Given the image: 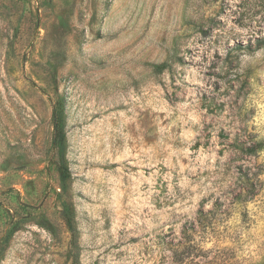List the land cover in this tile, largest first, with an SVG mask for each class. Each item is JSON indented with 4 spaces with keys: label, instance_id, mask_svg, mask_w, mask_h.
Listing matches in <instances>:
<instances>
[{
    "label": "rangeland",
    "instance_id": "obj_1",
    "mask_svg": "<svg viewBox=\"0 0 264 264\" xmlns=\"http://www.w3.org/2000/svg\"><path fill=\"white\" fill-rule=\"evenodd\" d=\"M259 38L264 0H0V264H264Z\"/></svg>",
    "mask_w": 264,
    "mask_h": 264
},
{
    "label": "trees",
    "instance_id": "obj_2",
    "mask_svg": "<svg viewBox=\"0 0 264 264\" xmlns=\"http://www.w3.org/2000/svg\"><path fill=\"white\" fill-rule=\"evenodd\" d=\"M257 46L260 47L264 44V38L256 39ZM166 64H155L152 65V70L154 73L159 74L165 70ZM53 115V145L56 149V156L58 162V177H59V186L61 190L60 196H64L67 193V182L71 178V173L67 165L66 158V121L63 106L59 104L52 112ZM263 146L261 144L257 147L250 148L251 154H256L257 151L262 150ZM59 196V197H60ZM63 217L65 219V224L68 231L73 237V241L76 240L77 230L74 221V213L71 206L65 201L60 202Z\"/></svg>",
    "mask_w": 264,
    "mask_h": 264
}]
</instances>
